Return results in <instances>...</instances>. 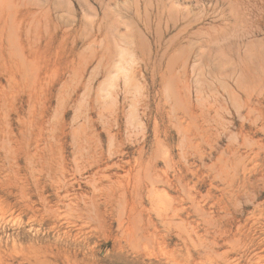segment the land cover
<instances>
[{
    "label": "rangeland",
    "instance_id": "374dc122",
    "mask_svg": "<svg viewBox=\"0 0 264 264\" xmlns=\"http://www.w3.org/2000/svg\"><path fill=\"white\" fill-rule=\"evenodd\" d=\"M0 264H264V0H0Z\"/></svg>",
    "mask_w": 264,
    "mask_h": 264
}]
</instances>
